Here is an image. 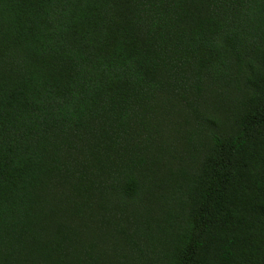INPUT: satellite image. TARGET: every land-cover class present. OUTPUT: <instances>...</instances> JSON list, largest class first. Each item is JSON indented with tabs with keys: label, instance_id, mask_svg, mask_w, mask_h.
I'll return each instance as SVG.
<instances>
[{
	"label": "trees",
	"instance_id": "1",
	"mask_svg": "<svg viewBox=\"0 0 264 264\" xmlns=\"http://www.w3.org/2000/svg\"><path fill=\"white\" fill-rule=\"evenodd\" d=\"M209 81L235 127L155 211L135 118L168 91L198 114ZM107 231L146 264H264V0H0V264H129Z\"/></svg>",
	"mask_w": 264,
	"mask_h": 264
},
{
	"label": "rangeland",
	"instance_id": "2",
	"mask_svg": "<svg viewBox=\"0 0 264 264\" xmlns=\"http://www.w3.org/2000/svg\"><path fill=\"white\" fill-rule=\"evenodd\" d=\"M240 95L235 89L215 86L209 81L202 97L197 100L198 114L172 91L156 93L151 109L144 115L138 114L135 118L136 127H139L138 140L143 145L140 151L145 152L144 158L147 157L146 184L155 188V195L160 197L148 207L157 211L173 192L182 194L187 179L210 146L209 132L229 131L235 127ZM189 97L192 101L193 97ZM146 127L151 134L143 131ZM159 222L165 224L161 215ZM106 233L107 240L99 244L106 251L104 255L111 259L115 254L129 264L147 263L123 247L121 238L117 240L112 233ZM112 239L116 241L115 245ZM146 251L151 261L153 253L148 248Z\"/></svg>",
	"mask_w": 264,
	"mask_h": 264
}]
</instances>
